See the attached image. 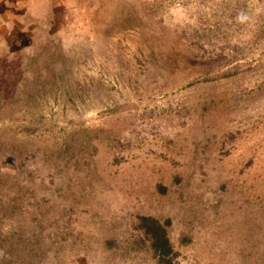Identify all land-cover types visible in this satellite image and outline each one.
Returning a JSON list of instances; mask_svg holds the SVG:
<instances>
[{
    "label": "rangeland",
    "instance_id": "1",
    "mask_svg": "<svg viewBox=\"0 0 264 264\" xmlns=\"http://www.w3.org/2000/svg\"><path fill=\"white\" fill-rule=\"evenodd\" d=\"M18 19L0 22V264H158L138 216L168 221L172 264H264V0H33Z\"/></svg>",
    "mask_w": 264,
    "mask_h": 264
},
{
    "label": "trees",
    "instance_id": "2",
    "mask_svg": "<svg viewBox=\"0 0 264 264\" xmlns=\"http://www.w3.org/2000/svg\"><path fill=\"white\" fill-rule=\"evenodd\" d=\"M168 225V221L159 223L150 216L137 217L136 226L148 240L158 264H172L173 251L166 232Z\"/></svg>",
    "mask_w": 264,
    "mask_h": 264
},
{
    "label": "crops",
    "instance_id": "3",
    "mask_svg": "<svg viewBox=\"0 0 264 264\" xmlns=\"http://www.w3.org/2000/svg\"><path fill=\"white\" fill-rule=\"evenodd\" d=\"M32 1L33 0H0V22L17 21L19 15L27 11Z\"/></svg>",
    "mask_w": 264,
    "mask_h": 264
}]
</instances>
